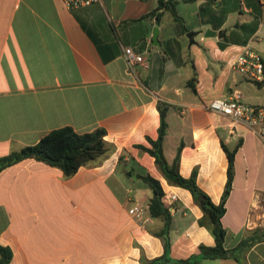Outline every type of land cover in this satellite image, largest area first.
<instances>
[{
  "label": "crops",
  "instance_id": "obj_1",
  "mask_svg": "<svg viewBox=\"0 0 264 264\" xmlns=\"http://www.w3.org/2000/svg\"><path fill=\"white\" fill-rule=\"evenodd\" d=\"M173 1L183 34L169 11L159 20L148 15L158 0H99L73 9L63 0H0V157L63 126L79 133L103 128L112 146L70 177L31 158L0 171V244L11 248L10 264H140L141 254L161 255L162 240L150 230L162 223L148 212L152 191L139 178L144 174L177 196L171 204L162 199L172 215L168 256L185 258L214 244L191 193L169 184L139 147L158 136L159 102L167 104L166 160L178 155L184 177L196 169L198 186L214 203L226 183L220 140L229 149L239 144L221 218L225 246L236 248L239 261L201 264H264V238L254 232L264 227V142L208 109L232 90L264 106V86L230 66L245 46L264 60V0ZM207 28L224 33L205 37ZM189 31L200 32L192 44ZM125 47L148 66L130 72ZM136 202L147 206L144 223L128 213Z\"/></svg>",
  "mask_w": 264,
  "mask_h": 264
},
{
  "label": "trees",
  "instance_id": "obj_2",
  "mask_svg": "<svg viewBox=\"0 0 264 264\" xmlns=\"http://www.w3.org/2000/svg\"><path fill=\"white\" fill-rule=\"evenodd\" d=\"M202 10L203 7H200V13ZM163 11L170 12L174 20H176L180 26L182 34L187 31V28L183 25L182 19L176 12L175 1L173 0H158L157 7L148 15L154 14L159 20ZM254 82L257 86H264V79ZM192 89L194 90V87H192ZM158 110L160 114V124L157 138L155 140L148 139L150 146L146 147L141 145L139 147L154 157L155 164L169 184L185 188L191 193L194 202L202 210V216L199 218V222L210 231L214 238V244L210 246L200 244L198 252L192 253L185 258H170L168 256V250L170 247L169 230L172 215L169 208L162 202V196L164 194L162 185L158 179L149 174L139 175V178L152 191V196L148 202V212L151 217L160 220L162 223L158 230H150V232L162 240L164 248L161 255L153 258H147L145 255L141 254L140 264H201L203 259H222L230 256H234V258L238 260L237 256L234 255L236 248H226L225 246L228 232L223 226L221 218L225 213V202L232 188L234 154L239 144L233 149H229L223 140H220L227 158L226 183L220 201L214 203L210 196L198 186L196 182V169L192 170L190 176L184 177L178 171V155H176L171 163L166 160L163 154L162 143L167 126L165 119L167 104L159 102ZM104 135L105 130L103 128H96L93 131L83 133L76 132L70 126L55 128L43 135L35 144L24 146L20 150L11 151L1 156L0 171L23 159L31 158L47 165L57 167L62 171L64 177H70L81 166L91 165L97 162L112 150V146L104 139ZM255 231L258 232L257 238H264V227L256 229L254 232ZM255 239L256 238L253 237L252 241ZM11 258V248L7 245L0 244V264H10Z\"/></svg>",
  "mask_w": 264,
  "mask_h": 264
},
{
  "label": "built area",
  "instance_id": "obj_3",
  "mask_svg": "<svg viewBox=\"0 0 264 264\" xmlns=\"http://www.w3.org/2000/svg\"><path fill=\"white\" fill-rule=\"evenodd\" d=\"M68 8H80L88 6L99 0H63ZM123 57L126 66L130 72H133L136 64L144 67L148 66L143 55L134 51L131 47L123 49ZM230 66L233 70L244 77L261 81L264 79V60L262 56L245 46L232 60ZM208 109L229 117L234 122H239L247 126L264 142V106L252 105L243 101L242 94L239 90H232L225 97L215 98L209 102ZM162 199L171 204L177 199L176 194L164 192ZM147 206L136 202L128 209V213L138 222L144 223V217Z\"/></svg>",
  "mask_w": 264,
  "mask_h": 264
},
{
  "label": "water",
  "instance_id": "obj_4",
  "mask_svg": "<svg viewBox=\"0 0 264 264\" xmlns=\"http://www.w3.org/2000/svg\"><path fill=\"white\" fill-rule=\"evenodd\" d=\"M200 32H197V31H189L187 32V37L189 39V42L190 44L194 43L195 40H194V37L199 34ZM221 33H224V30H221V31H218V32H215L213 30H211L210 28H207L205 31H204V36L205 37H210V36H214L215 34L216 35H220ZM158 35V28L157 27H154L153 28V35H152V38H153V42L154 43H158V40H157V36Z\"/></svg>",
  "mask_w": 264,
  "mask_h": 264
},
{
  "label": "rangeland",
  "instance_id": "obj_5",
  "mask_svg": "<svg viewBox=\"0 0 264 264\" xmlns=\"http://www.w3.org/2000/svg\"><path fill=\"white\" fill-rule=\"evenodd\" d=\"M243 76V75H242ZM262 101L264 102V98L262 99Z\"/></svg>",
  "mask_w": 264,
  "mask_h": 264
}]
</instances>
